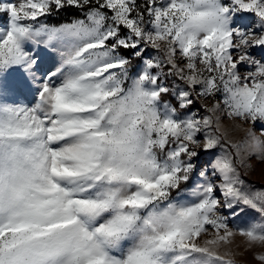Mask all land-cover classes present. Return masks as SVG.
Segmentation results:
<instances>
[{
    "label": "snow or ice",
    "instance_id": "obj_1",
    "mask_svg": "<svg viewBox=\"0 0 264 264\" xmlns=\"http://www.w3.org/2000/svg\"><path fill=\"white\" fill-rule=\"evenodd\" d=\"M254 162L264 0H0V264H264Z\"/></svg>",
    "mask_w": 264,
    "mask_h": 264
},
{
    "label": "rangeland",
    "instance_id": "obj_2",
    "mask_svg": "<svg viewBox=\"0 0 264 264\" xmlns=\"http://www.w3.org/2000/svg\"><path fill=\"white\" fill-rule=\"evenodd\" d=\"M76 12L74 9H69L63 13H60L56 18H50L49 22L50 23H59L62 20L68 18L71 15H75ZM231 123L230 121H223V129L224 131L228 132V138L229 139H239L242 136L241 132L238 131H233L231 128ZM257 128H259V124L257 125ZM264 164H261L260 162H254V170L250 171L249 173L245 174V179L248 183L253 184L257 187L264 186ZM254 215V214H252ZM234 223H241V221H236ZM237 245L242 244V241L238 238L236 241ZM237 256L239 259V264H255V262L252 259V255H242L239 251H237Z\"/></svg>",
    "mask_w": 264,
    "mask_h": 264
}]
</instances>
